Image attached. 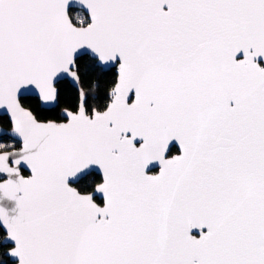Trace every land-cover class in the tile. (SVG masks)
Segmentation results:
<instances>
[{
  "label": "snow or ice",
  "instance_id": "1",
  "mask_svg": "<svg viewBox=\"0 0 264 264\" xmlns=\"http://www.w3.org/2000/svg\"><path fill=\"white\" fill-rule=\"evenodd\" d=\"M0 264H264V0H0Z\"/></svg>",
  "mask_w": 264,
  "mask_h": 264
},
{
  "label": "water",
  "instance_id": "2",
  "mask_svg": "<svg viewBox=\"0 0 264 264\" xmlns=\"http://www.w3.org/2000/svg\"><path fill=\"white\" fill-rule=\"evenodd\" d=\"M154 170V169H153Z\"/></svg>",
  "mask_w": 264,
  "mask_h": 264
}]
</instances>
